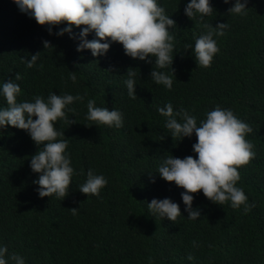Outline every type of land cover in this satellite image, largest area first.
Here are the masks:
<instances>
[{
	"label": "trees",
	"instance_id": "obj_1",
	"mask_svg": "<svg viewBox=\"0 0 264 264\" xmlns=\"http://www.w3.org/2000/svg\"><path fill=\"white\" fill-rule=\"evenodd\" d=\"M157 2L175 21L171 89L151 79L155 64L126 59L120 43L112 42L104 56L93 57L87 49L78 52V41L68 33L57 36L55 25L49 33L45 25L23 24L20 19L29 16L12 0H0V82L20 73L17 82L25 97L18 102L35 95L46 98L50 92L84 97L68 106L74 111L66 114L74 123L55 122L63 131L59 138L68 140L66 151L74 168L62 200L40 197L35 190L38 174L30 169L29 159L37 146L27 132L0 128V244L21 255L25 264H264V0H248L246 17L227 10L205 17L213 27L217 22L229 25L223 35L214 36L219 51L207 67L196 65L191 48L184 49L204 31L202 21L184 14L187 0ZM81 27L73 26L72 32ZM20 29L35 40L27 44ZM44 40L49 47L43 48ZM32 52H39L38 59L28 68L21 57L27 59ZM170 67L157 70L172 75ZM128 69L137 73V98L127 94ZM90 98L96 106L119 109L123 126H95L86 119ZM168 102L174 111L183 107L195 115L197 124L206 111L220 105L255 126L254 143L248 134L245 138L256 155L237 166L235 184L247 197V212L243 205L233 209L227 201L213 203L197 190L192 205L201 206V216L186 217L182 187L155 172L168 154L195 158V135L172 138L156 111ZM0 106H7L3 97ZM89 168L108 181L99 195L78 189ZM166 188L179 189L178 195L168 190L170 200L180 206L175 221L147 209V202ZM70 208H78L77 214Z\"/></svg>",
	"mask_w": 264,
	"mask_h": 264
},
{
	"label": "clouds",
	"instance_id": "obj_2",
	"mask_svg": "<svg viewBox=\"0 0 264 264\" xmlns=\"http://www.w3.org/2000/svg\"><path fill=\"white\" fill-rule=\"evenodd\" d=\"M18 10L29 17H22V23L45 25L49 33L52 27L57 26L56 35L68 33L69 38L78 41V52L87 49L93 57L104 56L112 42L121 44L125 58L128 60L139 59L145 63H153L156 68L150 72L151 79L156 84H162L171 89L173 70L170 67L173 61L174 36L171 28L175 21L166 14L165 8L157 0H12ZM210 2L215 4L211 5ZM187 0L184 14L191 20L195 18L202 21L204 31L195 37L194 44L185 43L184 49L191 48V55L195 64L207 67L213 55L219 51L214 36H221L229 27L226 22H217L213 27L205 21L206 16L212 13L217 15L223 10L227 13L246 17L248 0ZM31 20V21H29ZM63 24V27L59 25ZM84 25L78 33H73V26ZM93 33V38L87 35ZM20 34L30 44L34 37L20 29ZM43 48L50 46L49 41H42ZM120 46V47H121ZM39 52L21 60L26 67L34 66ZM171 68L172 75L157 69ZM130 69V68H129ZM127 70L124 84L130 98H137L135 85L137 73ZM21 79L20 73L14 78L0 82V97L6 101V107L0 106V128L14 126L25 130L37 146V150L29 159L30 169L38 176L33 181L38 187L35 189L40 197L54 195L62 200L69 190L74 168L66 151L67 139H62L63 131L55 127V122L60 119L67 121L68 125L75 120L70 119L67 112L74 111L68 106L74 101H81L83 96L65 93L58 95L50 92L46 98L35 95L31 100L17 101L25 97L17 82ZM71 79L75 80L72 75ZM86 119L93 121L94 125H106L120 128L123 126V117L119 109L99 107L93 99L86 101ZM156 111L164 118V127L169 130L170 136L180 140L184 137L196 140L191 145L192 155L183 158L168 154L157 166L159 176L165 181L174 182L182 187L180 192L184 204V211L188 219L201 216V206L193 207V193L201 190L203 195L211 202L222 205L226 201L233 209L243 205L247 212L250 205L244 191L235 186L239 180L237 166L247 163L254 158L256 153L246 134L252 139L255 136V126L246 118L234 114L230 108L214 106L206 111L204 118L197 124V117L191 115L183 107L173 110L170 102ZM35 117V118H33ZM179 118V119H178ZM260 131H258V134ZM257 134V136H258ZM28 136V137H29ZM27 137V136H26ZM25 139H29V138ZM254 143V142H253ZM103 174H97L89 168L85 181L78 189L83 194L99 195L100 190L107 184ZM168 188L160 191L158 197H153L147 202V209L152 215L175 221L181 215L180 206L168 197ZM170 191V190H169ZM178 195L179 189L170 191ZM174 199V198H172ZM181 205V204H180ZM76 215L78 208H70ZM7 253V257H6ZM189 260L192 256L187 257ZM25 264L24 258L15 253L8 252L7 247L0 244V264Z\"/></svg>",
	"mask_w": 264,
	"mask_h": 264
}]
</instances>
